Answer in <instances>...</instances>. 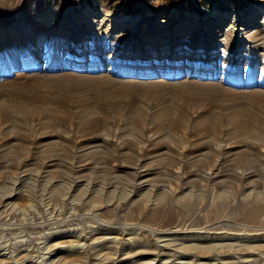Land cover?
Listing matches in <instances>:
<instances>
[{"label":"rangeland","instance_id":"374dc122","mask_svg":"<svg viewBox=\"0 0 264 264\" xmlns=\"http://www.w3.org/2000/svg\"><path fill=\"white\" fill-rule=\"evenodd\" d=\"M254 10L264 0H0V264H264V45L247 37L264 28L230 44L220 15ZM105 13L117 40L96 38ZM228 46L248 62L221 61Z\"/></svg>","mask_w":264,"mask_h":264},{"label":"bare ground","instance_id":"6f19581e","mask_svg":"<svg viewBox=\"0 0 264 264\" xmlns=\"http://www.w3.org/2000/svg\"><path fill=\"white\" fill-rule=\"evenodd\" d=\"M65 13V12H64ZM223 13V12H222ZM220 14L221 15V17H224V18H228V19H231V21L230 22H228L227 23V28L225 29V31L223 32V40H225V42L226 41H228V43H230V44H232L233 43V41H241V37H243L242 36V34L243 33H246V31L245 32H243L244 30H246V28H249V27H257V26H260V27H262V28H264V16L262 17V20L260 21V22H254V23H252V21L254 20V18H255V16H256V11L254 10V11H251L250 13H245V14H243V15H234V14H230L229 15V17L227 16V14H225V16H224V14ZM84 14H86L85 16H84V19L85 20H87V21H90L91 19V17L92 18H95V16H92V15H90L89 13L87 14V11L84 13ZM146 17H148V15H146V14H144ZM144 15H138L137 17H138V20L136 21V26L135 27H137L138 26V24H139V21H141V19L143 18V16ZM66 16V17H65ZM69 16L72 18V15L71 14H69V15H62L61 13H58V15H57V17H55L54 18V24L55 23H61V26L58 24V26H56V28H57V30H58V32H57V34H59L60 36L62 35V31L64 30V27H67L68 25H67V22L69 21V20H71L70 18H69ZM145 16H144V18H145ZM108 15L105 13L104 15H102V16H100V17H98L97 18V27H96V38H97V40H99L100 42H101V37H102V35H100L101 34V31L102 32H104V34H106V39H108L109 38V35L111 36L110 38L112 39V40H117V38L119 37V35L117 34V33H119L120 34V32L119 31H115V32H113L114 34H111L112 32H110L109 30H107V27H103L104 26V24L108 21ZM65 18H67V20H64ZM110 18V17H109ZM121 19H123V20H125L126 22H128V21H131V16L130 15H124ZM199 19H201V22H199V24L200 23H202V20H203V18H199ZM73 20V19H72ZM79 20V19H78ZM93 20V19H92ZM95 20V19H94ZM94 23V22H93ZM204 23V22H203ZM250 23H252V24H250ZM263 23V25L261 26V24ZM23 25V24H22ZM21 25V26H22ZM91 25V24H90ZM18 26H20V25H18ZM73 26H75V25H72V28H74ZM52 28H53V26H52ZM118 30V29H117ZM195 30L196 31H193V32H191L192 34H194V33H196L197 32V30H198V28H195ZM31 31V30H30ZM53 31H55V29H53ZM122 31V30H121ZM32 32L34 33V31L32 30ZM56 32V31H55ZM117 32V33H116ZM10 33V32H9ZM12 33V32H11ZM73 33H75V31L73 32ZM116 33V34H115ZM256 35H255V34ZM6 35H7V33H5ZM5 34H4V32H1V30H0V42L1 43H5V41H6V37H5ZM51 34V36L54 34V35H57L56 33H54V32H51L50 33ZM216 34H217V32L216 33H214L213 35H215L216 36ZM58 35V36H59ZM196 35V34H195ZM261 35V36H260ZM17 37L18 39H20L21 40V42H27V44H25V48L27 47H29V46H31V47H33V45L34 46H36V43H37V41H36V39L35 38H33L32 40H30V41H27L26 39H28V36H29V32H26V30H25V35L24 34H21V30H16V32H14V36L13 37ZM89 36V35H88ZM90 36H91V34H90ZM166 36V35H165ZM245 36V35H244ZM66 37V36H65ZM74 37V36H73ZM157 37V36H156ZM247 37H251V38H249L250 40L251 39H253V40H255V42L257 41V42H259V44H263L264 45V33H261L260 31H259V29H257V30H255V31H253V33L251 32H249L248 33V36ZM71 39H73L72 37H71ZM69 40V41H71V42H68V44H69V47L71 46V47H73L76 51H78V52H81L83 49H82V43H76L75 44V39L74 40ZM77 40V39H76ZM63 41H65V39L63 40ZM78 41V40H77ZM151 41H154L153 43H150V45H152V46H154V47H157V50L155 49V51H151V53H156V54H158L156 51H160L159 50V41H158V39L157 38H155V39H152ZM104 42V41H103ZM251 42V41H250ZM45 43V42H44ZM106 43H108V42H106ZM105 43V44H106ZM114 43V42H113ZM171 43H172V41H170L168 44H169V46H168V48H167V55H172V53H173V49H171ZM227 43V44H228ZM240 43V42H239ZM111 44V43H110ZM205 44V43H204ZM204 44H202V49H204V51H203V55L202 56H204L205 58H208V59H210V55L212 54V51L214 50L213 48H211V47H209V46H207L208 48H209V50H208V48L207 47H205V45ZM209 44V43H208ZM63 45H65V44H63ZM132 45H134L133 43L130 45V49H129V51H130V53H132L131 52V50H133L134 48H133V46ZM238 45V44H237ZM104 46L105 45H102L101 47L102 48H97V50H100V49H102L103 50V48H104ZM65 47V46H64ZM76 47V48H75ZM25 49V50H27V51H29L28 49ZM115 48V47H114ZM191 48V47H190ZM106 49V48H105ZM110 49H113V48H111V46H110ZM122 50H123V47L121 48ZM225 49H227V47L225 48ZM229 49H230V51H229ZM234 48H232V47H229L228 46V51L229 52H227V51H225V55H222L221 57H220V59H221V61H225L226 62V60H227V63H232V64H239L240 62H241V60L242 61H244V63L245 62H248V61H246V59H245V57H243V55L239 52V50L237 51V50H233ZM237 49V48H236ZM73 51V50H72ZM26 52V51H25ZM186 52L188 53L186 56H193L195 53H194V51L193 50H186ZM31 54H35V53H32L31 52ZM79 54V53H78ZM249 57V56H248ZM82 58H83V56H80L79 57V55H77V54H75L74 55V64H76V63H80L81 62V60H82ZM235 58V59H234ZM219 59V60H220ZM187 61H189V60H187ZM203 62H205V60H203ZM202 62V63H203ZM235 62V63H234ZM250 62V61H249ZM223 63V62H222ZM243 63V62H242ZM213 66H216L217 67V65L215 64V63H213V65H208V63H203L202 65H201V68H202V70H211V68L213 67ZM224 68V67H223ZM228 69V68H227ZM179 70V69H178ZM230 70V69H229ZM248 70V69H247ZM168 71V69L166 70V72ZM177 71V70H176ZM124 72V71H123ZM143 72H144V69H138L137 70V75H142L143 74ZM179 72V71H178ZM226 72V71H225ZM251 72V71H250ZM227 75H229L228 73H227ZM232 75V74H231ZM250 76V75H249ZM233 77V76H232ZM235 77V76H234ZM232 79V78H231ZM236 80V79H235ZM264 81V80H263ZM263 81H260L261 83H263ZM163 232V231H162ZM166 233H168V235H169V233H171L172 232V234L173 233H176V231H170L169 232V230L168 231H165ZM168 239V238H167ZM168 242L169 241H167V246H168ZM171 243H169V245H170ZM178 244V243H177ZM176 245V244H175ZM171 246V245H170ZM173 246V245H172ZM177 246V245H176ZM180 246V245H179ZM184 246V245H183ZM175 247V246H174ZM185 247V246H184ZM184 247H182V248H184ZM172 249V248H171ZM174 249H176V248H174ZM178 249V248H177ZM49 251V250H48ZM51 251V250H50ZM175 253V252H174ZM166 255V254H165ZM249 261V260H248ZM199 264V263H198Z\"/></svg>","mask_w":264,"mask_h":264}]
</instances>
